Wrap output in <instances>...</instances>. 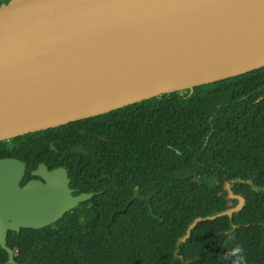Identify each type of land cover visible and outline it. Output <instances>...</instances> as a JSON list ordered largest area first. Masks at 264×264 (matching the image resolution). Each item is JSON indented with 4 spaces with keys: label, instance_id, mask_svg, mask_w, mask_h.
<instances>
[{
    "label": "trees",
    "instance_id": "obj_1",
    "mask_svg": "<svg viewBox=\"0 0 264 264\" xmlns=\"http://www.w3.org/2000/svg\"><path fill=\"white\" fill-rule=\"evenodd\" d=\"M79 128L99 138L65 165L95 194L52 225L9 231L18 264H264V67L1 141L0 158L26 162L29 175L48 163L50 141ZM227 186L242 209L182 241L196 218L238 204Z\"/></svg>",
    "mask_w": 264,
    "mask_h": 264
},
{
    "label": "water",
    "instance_id": "obj_2",
    "mask_svg": "<svg viewBox=\"0 0 264 264\" xmlns=\"http://www.w3.org/2000/svg\"><path fill=\"white\" fill-rule=\"evenodd\" d=\"M264 67V0H10L0 5V142ZM26 163L0 158V246L54 224L73 196L63 168L22 186ZM200 221L239 212L244 199Z\"/></svg>",
    "mask_w": 264,
    "mask_h": 264
},
{
    "label": "flooded vegetation",
    "instance_id": "obj_3",
    "mask_svg": "<svg viewBox=\"0 0 264 264\" xmlns=\"http://www.w3.org/2000/svg\"><path fill=\"white\" fill-rule=\"evenodd\" d=\"M90 137L99 138L98 135L88 132L87 129L85 130L84 128H79V132L75 133V136L73 138L68 139V141L64 142V143L59 141V145L57 147L52 145V141H50V145H51L50 151L52 153L48 152V155H49V157L47 159L48 163H45L43 161H39L37 163V167L29 170V175H27V163L25 162L26 163V171H25V176H24V179H23L21 185L24 186L25 184H27L31 181H34V180H38V181H41L43 183H47L43 178L35 176L32 174V172L37 170L38 167L42 164L46 165V167L50 171L56 170L59 168H63L67 172V176L69 178V188L71 190L72 195L73 196H79L81 194H92V196L88 199V200H90L94 196L95 192L82 191V188H83L82 186L74 184L72 181V178L70 176V169H68V167H67L70 162H68L67 166L65 165V159L66 158L70 157L71 155L83 153L86 151L87 148H91L93 146V143L90 140ZM39 158H41L40 155H39ZM88 200H86V201H88ZM82 203H80L77 207H79Z\"/></svg>",
    "mask_w": 264,
    "mask_h": 264
}]
</instances>
